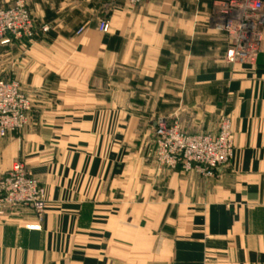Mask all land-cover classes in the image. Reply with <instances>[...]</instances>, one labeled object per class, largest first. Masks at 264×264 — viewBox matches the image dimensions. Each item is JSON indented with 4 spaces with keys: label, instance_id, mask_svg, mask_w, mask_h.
<instances>
[{
    "label": "crops",
    "instance_id": "0c3cea01",
    "mask_svg": "<svg viewBox=\"0 0 264 264\" xmlns=\"http://www.w3.org/2000/svg\"><path fill=\"white\" fill-rule=\"evenodd\" d=\"M23 1L37 38L0 45V81L32 111L0 137V178L26 165L47 210L0 216V264H264V28L256 63L228 64L212 0ZM223 115L228 166L158 170L159 118L214 135Z\"/></svg>",
    "mask_w": 264,
    "mask_h": 264
},
{
    "label": "built area",
    "instance_id": "2783aa9c",
    "mask_svg": "<svg viewBox=\"0 0 264 264\" xmlns=\"http://www.w3.org/2000/svg\"><path fill=\"white\" fill-rule=\"evenodd\" d=\"M145 1L126 0L136 8ZM211 25L224 34L229 50L228 64L254 65L257 61L264 28V0H213ZM101 33L107 34L110 24L101 20ZM49 27L42 28L43 33ZM81 28L77 35H81ZM37 38L35 20L23 0L14 6L0 8V45L15 42L33 43ZM32 103L19 81H0V137L21 134L30 123ZM154 152L158 170L185 173L196 172L212 178L229 165L235 153L233 121L223 115L216 134L187 135L178 124L159 118L155 123ZM30 208L39 221H43L47 201L38 179L23 163L0 178V216L18 208Z\"/></svg>",
    "mask_w": 264,
    "mask_h": 264
},
{
    "label": "rangeland",
    "instance_id": "374dc122",
    "mask_svg": "<svg viewBox=\"0 0 264 264\" xmlns=\"http://www.w3.org/2000/svg\"><path fill=\"white\" fill-rule=\"evenodd\" d=\"M212 6H213V0H212Z\"/></svg>",
    "mask_w": 264,
    "mask_h": 264
}]
</instances>
